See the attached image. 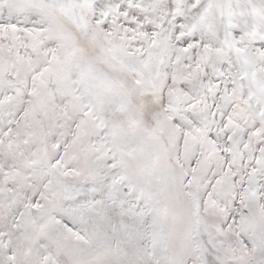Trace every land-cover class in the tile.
Returning a JSON list of instances; mask_svg holds the SVG:
<instances>
[{
	"label": "snow or ice",
	"instance_id": "snow-or-ice-1",
	"mask_svg": "<svg viewBox=\"0 0 264 264\" xmlns=\"http://www.w3.org/2000/svg\"><path fill=\"white\" fill-rule=\"evenodd\" d=\"M0 264H264V0H0Z\"/></svg>",
	"mask_w": 264,
	"mask_h": 264
}]
</instances>
